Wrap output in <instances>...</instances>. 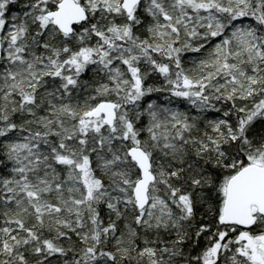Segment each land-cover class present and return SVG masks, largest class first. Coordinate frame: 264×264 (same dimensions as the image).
I'll list each match as a JSON object with an SVG mask.
<instances>
[{
    "label": "snow or ice",
    "instance_id": "snow-or-ice-1",
    "mask_svg": "<svg viewBox=\"0 0 264 264\" xmlns=\"http://www.w3.org/2000/svg\"><path fill=\"white\" fill-rule=\"evenodd\" d=\"M0 264H264V0H0Z\"/></svg>",
    "mask_w": 264,
    "mask_h": 264
}]
</instances>
